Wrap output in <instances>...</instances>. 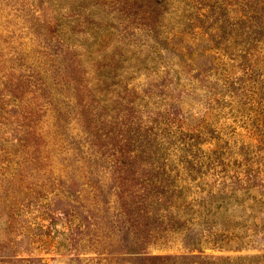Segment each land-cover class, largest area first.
<instances>
[{
	"label": "rangeland",
	"instance_id": "rangeland-1",
	"mask_svg": "<svg viewBox=\"0 0 264 264\" xmlns=\"http://www.w3.org/2000/svg\"><path fill=\"white\" fill-rule=\"evenodd\" d=\"M0 264H264V0H0Z\"/></svg>",
	"mask_w": 264,
	"mask_h": 264
}]
</instances>
